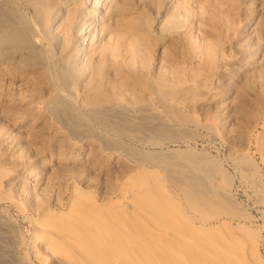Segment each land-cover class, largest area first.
Wrapping results in <instances>:
<instances>
[{
  "label": "rangeland",
  "instance_id": "1",
  "mask_svg": "<svg viewBox=\"0 0 264 264\" xmlns=\"http://www.w3.org/2000/svg\"><path fill=\"white\" fill-rule=\"evenodd\" d=\"M90 3L0 0V264H71L31 217L137 182L181 234L253 235L264 261V0H117L81 42Z\"/></svg>",
  "mask_w": 264,
  "mask_h": 264
},
{
  "label": "bare ground",
  "instance_id": "2",
  "mask_svg": "<svg viewBox=\"0 0 264 264\" xmlns=\"http://www.w3.org/2000/svg\"><path fill=\"white\" fill-rule=\"evenodd\" d=\"M116 6L117 0H91L88 9H74L69 26L80 33L77 39L84 42L87 36V40H93L108 28L101 14L107 10L112 14ZM79 16L83 18L80 22ZM28 44L34 48L37 38ZM82 49L73 52L74 62L81 61ZM13 52L19 56L21 49L14 47ZM3 53L0 49V56ZM137 183L119 185L116 199L103 204L85 195H68L57 220L48 216L44 220L43 215L31 217L30 244L37 249V240L43 241L51 253L62 255L71 264H264L256 251V236L236 231L221 237H211L204 231L181 234L184 232L178 230L177 220L170 214V202L153 193V186ZM42 258L46 257L38 258L40 264H44Z\"/></svg>",
  "mask_w": 264,
  "mask_h": 264
}]
</instances>
